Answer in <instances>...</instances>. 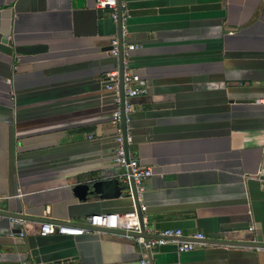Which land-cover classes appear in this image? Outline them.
<instances>
[{"label": "crops", "instance_id": "0c3cea01", "mask_svg": "<svg viewBox=\"0 0 264 264\" xmlns=\"http://www.w3.org/2000/svg\"><path fill=\"white\" fill-rule=\"evenodd\" d=\"M123 1L137 46L128 65L144 90L127 115L128 152L151 171L142 219L147 230L216 242L183 253L158 246L147 261L264 264V250L220 243L264 245V104L256 102L264 99V0ZM115 33L94 0H0V214L26 217L16 229L0 215V264L141 259L113 232L37 234L41 222L79 225L131 210L122 195L72 193L119 171L115 107L103 87L117 63L108 54ZM36 45L42 51L13 53Z\"/></svg>", "mask_w": 264, "mask_h": 264}, {"label": "built area", "instance_id": "2783aa9c", "mask_svg": "<svg viewBox=\"0 0 264 264\" xmlns=\"http://www.w3.org/2000/svg\"><path fill=\"white\" fill-rule=\"evenodd\" d=\"M94 8L107 11L108 18L116 27V33L109 40L108 54L117 61L119 48L121 51L122 99L120 100L119 95L117 63L114 70L104 75L103 87L105 91L111 94L112 103L115 107L110 115V122L115 126L112 161L119 171L113 178L117 180L121 188V195L130 201L131 210L119 214H96L85 218L79 225L69 222H41L37 234L44 237L52 234L80 236L91 232H113L136 245L141 258L138 264H148L146 252L158 246L172 245L175 247L177 253L191 251L196 245L204 244L205 237L202 234L193 233L183 236L179 229L147 230L145 222L142 219L145 206L141 204V198L144 192L145 181L151 176V171L149 168L141 166L128 150L125 151L124 148L125 146L128 147L131 143V136L128 132L129 119L127 117L131 111L129 99L144 93L143 88H141L142 82L131 71L128 65L129 53L134 51L137 46L130 42L126 30L127 12L123 0H120L119 3H117V0H94ZM11 69L14 70L15 66L12 65ZM256 102L264 104V99ZM120 108L123 114L124 135H122L120 128ZM261 180L264 183V178ZM7 219L11 225L20 226L23 223V219L21 218ZM247 230L252 232L253 226L250 225ZM15 235L14 233L9 234L11 238ZM17 236L23 237L24 233L19 231ZM248 247L255 250H264V246ZM24 264L31 263L25 262Z\"/></svg>", "mask_w": 264, "mask_h": 264}, {"label": "water", "instance_id": "95a60500", "mask_svg": "<svg viewBox=\"0 0 264 264\" xmlns=\"http://www.w3.org/2000/svg\"><path fill=\"white\" fill-rule=\"evenodd\" d=\"M120 0H117V3H119ZM118 13V10H117ZM118 31V30H117ZM118 33V32H117ZM7 36H3L2 39H6ZM7 45L10 46V41L7 40L6 42ZM13 48V53L14 54H19V55H31L35 54L37 52L42 51L40 46H27V47H12ZM117 64H118V87H119V95H120V100L122 99V94H121V51L119 48L118 52V57H117ZM124 124H123V114L120 108V128H121V133L124 135V130H123ZM125 151L128 150V148L125 146ZM73 196L79 200V201H84L86 199H93V198H98V199H116L118 198L122 193H121V188L118 185V182L114 178L110 179H103V180H98L90 183L89 185L87 184H77L73 187L72 189ZM5 216L6 218H21V219H26L24 216H19L17 214H0ZM12 227L17 229V226L12 225ZM19 232V230H18ZM17 232V233H18ZM16 233V232H15ZM206 242H212L216 243L214 241H209V240H204ZM220 243H225L228 245H240V246H252V247H260L264 246L261 244H256V243H231V242H220ZM148 264H151L150 261H148Z\"/></svg>", "mask_w": 264, "mask_h": 264}]
</instances>
